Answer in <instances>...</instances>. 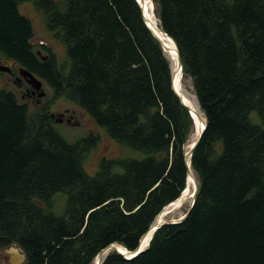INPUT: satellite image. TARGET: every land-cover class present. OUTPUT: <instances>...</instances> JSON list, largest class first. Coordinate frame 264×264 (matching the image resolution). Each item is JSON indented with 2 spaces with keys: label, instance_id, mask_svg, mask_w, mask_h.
<instances>
[{
  "label": "trees",
  "instance_id": "trees-1",
  "mask_svg": "<svg viewBox=\"0 0 264 264\" xmlns=\"http://www.w3.org/2000/svg\"><path fill=\"white\" fill-rule=\"evenodd\" d=\"M28 1L0 0V61L32 73L142 158L102 159L89 176L83 161L95 137L67 142L50 106L30 111L0 89V252L16 245L23 264H92L110 244L134 249L180 196L194 124L135 0H34L65 48L60 65L32 44L19 12ZM152 2L205 118L189 162L198 188L184 221L157 230L137 257L111 252L102 264H264V0Z\"/></svg>",
  "mask_w": 264,
  "mask_h": 264
},
{
  "label": "rangeland",
  "instance_id": "rangeland-1",
  "mask_svg": "<svg viewBox=\"0 0 264 264\" xmlns=\"http://www.w3.org/2000/svg\"><path fill=\"white\" fill-rule=\"evenodd\" d=\"M33 2L34 0H29L19 6L20 14L30 20L32 24L33 39L31 42L40 54L42 52L43 55H46V52L40 48V45H42L45 49H48L50 53L54 55L57 64L60 65L66 60L65 48L52 36L51 33L46 30L43 16L35 8ZM13 71L16 75L12 76L6 73L0 74V89H6L15 94L18 102L26 104L30 111L38 109L44 105L50 106V112L51 115H54V119L56 120V118H58L62 120L61 123H57V130L67 142L75 143L84 139L88 135H92L96 138L95 146L83 161V168L89 176L95 174L102 159L115 160L124 158H142V154L140 152L125 148L109 138L105 130L98 127L95 122L79 107L64 98H53L52 91L43 81L42 88L45 93L44 97L38 99L36 95L26 93V87L19 85V83H22L23 80L18 76L17 68ZM182 86L188 95L194 96L192 85L189 80L182 79ZM193 138L194 129L187 141V144L185 145V150L190 145ZM57 196L59 197L56 200V209H54V212L56 215H61L64 206V199L60 196V194ZM190 201L191 200H187L178 214L176 212L173 217L182 215L187 210ZM8 258L9 255L4 253V250L0 252V264L7 263Z\"/></svg>",
  "mask_w": 264,
  "mask_h": 264
},
{
  "label": "water",
  "instance_id": "water-1",
  "mask_svg": "<svg viewBox=\"0 0 264 264\" xmlns=\"http://www.w3.org/2000/svg\"><path fill=\"white\" fill-rule=\"evenodd\" d=\"M136 3L139 5L140 10H141V14H142V20L143 23L145 24V27L147 28V30L151 33V35L155 38V40L160 44L161 49L163 51L164 54V46L163 43L161 41V39H159V37L148 27V25L145 22V19L143 17V12H142V8L140 6V4L138 3L137 0H135ZM152 1V0H151ZM153 4V2H152ZM164 35L166 38L170 39L174 46H175V50H176V54H177V63H178V67H179V71L181 74V78H182V64H181V60L179 57V53L176 47L175 42L164 32ZM38 54L40 55V52H38ZM43 60H45V57H42ZM17 68V73L18 76L23 80V82H25L29 88L31 89V94H34L37 96L38 99L44 97L45 93L43 91L42 88V81L40 79H38L37 77H35L32 73L28 72L27 70L17 67L16 64L14 63V61L10 60V59H2L0 61V73H7V74H11L12 71ZM19 80V79H16ZM171 89L174 92V94L177 96V98L179 99L180 103L187 109L193 124H194V117L192 115V111L190 109V107L185 103V101L182 99V97L180 96V94L177 92V89L174 85V78H173V73L171 72ZM198 105V104H197ZM201 112V111H200ZM202 114V113H201ZM203 115V114H202ZM52 117H54V115H52ZM61 119L56 118V123H61ZM203 122H204V126L201 128V130L199 131V133L196 135L194 141L192 142L191 145H189L184 153V163H185V168H186V178L188 173H191V168H190V158L192 156L193 150L196 147V145L198 144L204 130L206 127V123H205V118L203 116ZM185 185H186V179H185ZM185 185H184V189H185ZM197 188H198V183L196 180L195 183V187L191 196V201L189 203V206L187 208V210L180 216L178 217H168L169 219H163V217L167 214V208L169 205H171L175 200L171 201L170 203H168L167 205L163 206L160 211L158 212V214L155 216L153 222L151 223V225L147 228V230L140 236L137 245L135 246L134 249L132 250H128L125 247H123L120 244H110L107 247L103 248L101 251H99L95 257V259L97 260L96 263H94V260L92 262V264H102L103 260L106 258V256L110 253V252H115L118 255L122 256L124 259L126 260H130L133 259L135 257H137L139 254H141L142 252H144L148 246L149 243L154 235V233L161 229L164 226H168V225H176V224H180L182 221L185 220V218L188 216L190 210L193 207L194 201H195V195L197 192ZM183 189V190H184ZM182 190V192H183ZM180 197V196H179ZM178 197V198H179ZM149 236V237H148ZM144 237H148V242L147 243H143L144 242ZM115 247H121L125 250V252L128 255V258L125 257V255H123V253H120L119 251L115 250ZM4 253L9 255V258L7 260V263L5 264H23L24 260H25V255L23 253V251L18 248L16 245H11L8 248H6L4 250Z\"/></svg>",
  "mask_w": 264,
  "mask_h": 264
},
{
  "label": "bare ground",
  "instance_id": "bare-ground-1",
  "mask_svg": "<svg viewBox=\"0 0 264 264\" xmlns=\"http://www.w3.org/2000/svg\"><path fill=\"white\" fill-rule=\"evenodd\" d=\"M140 4L143 12V17L145 19L148 27L161 39L164 46V55L169 61L171 72L173 73L174 85L177 89V92L180 94L185 103L190 107L192 111V115L194 117V138L191 140L190 145L194 141L196 135L199 133L201 128L204 126L203 115L201 114L197 102L194 96L188 95L182 86V78L179 71L178 63H177V54L175 50V46L173 42L166 38L163 30L160 28L159 22L154 14V6L151 0H137ZM196 179L191 170V173H188L186 178V185L183 192H181L180 197L177 198L171 205L167 208V214L163 217V219H169L168 217H173V215L180 211L187 200H191V196L195 187ZM176 214V215H177ZM149 237V236H148ZM148 237H144V242H148ZM115 250L123 253L125 257L128 258L127 253L121 247H115ZM96 259H94V263H96Z\"/></svg>",
  "mask_w": 264,
  "mask_h": 264
},
{
  "label": "flooded vegetation",
  "instance_id": "flooded-vegetation-1",
  "mask_svg": "<svg viewBox=\"0 0 264 264\" xmlns=\"http://www.w3.org/2000/svg\"><path fill=\"white\" fill-rule=\"evenodd\" d=\"M10 75H12V76H13L14 74H12V73H11ZM23 83H25V82H22V83L20 82V83H19V85H20V86H22V85H23ZM26 85H27V84H26ZM30 93H31V92H30Z\"/></svg>",
  "mask_w": 264,
  "mask_h": 264
}]
</instances>
